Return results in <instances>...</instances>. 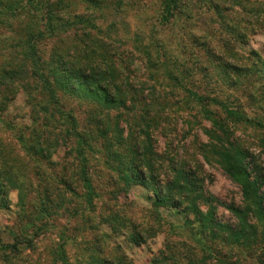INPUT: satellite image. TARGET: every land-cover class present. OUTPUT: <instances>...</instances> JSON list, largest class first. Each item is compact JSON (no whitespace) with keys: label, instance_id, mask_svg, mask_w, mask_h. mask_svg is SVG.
Here are the masks:
<instances>
[{"label":"trees","instance_id":"16d2710c","mask_svg":"<svg viewBox=\"0 0 264 264\" xmlns=\"http://www.w3.org/2000/svg\"><path fill=\"white\" fill-rule=\"evenodd\" d=\"M59 11L52 0H0V187L17 190L20 211L33 208L46 225L54 217L72 218L70 239L79 237V257L71 262L70 228L62 226L61 241L50 252L52 263L135 264L122 240L142 245L156 237L165 225L160 208L175 207L187 213L179 229L192 235L167 240L156 264H264V167L257 162L264 156V57L230 52L224 61V83L242 89L247 102L224 104L216 95L186 92L184 82L167 94L156 88L146 92L132 82L125 58L100 51L102 41L79 27L84 15ZM165 11L166 21L170 4ZM69 30L73 37L63 38ZM50 39L53 47L46 51ZM168 73L178 80L172 70ZM184 73L193 71L186 67ZM180 90L184 98L172 103L169 95ZM20 92L31 122L17 127L5 114ZM191 103L210 122L203 128L207 141L197 140L196 149L237 184L239 202L212 194L198 175L201 165L193 166L180 148L171 142L164 150L155 145V132L173 123L170 111L184 113ZM249 108L262 118L249 114ZM248 130L255 133L257 156L238 136ZM61 147L66 151L62 164L53 159ZM97 158L103 167L94 168ZM134 183L151 187L155 196L140 214L131 202L121 201ZM218 206L236 223L220 220ZM35 236L20 232L13 243L0 237V259L8 261L21 245H33Z\"/></svg>","mask_w":264,"mask_h":264},{"label":"rangeland","instance_id":"374dc122","mask_svg":"<svg viewBox=\"0 0 264 264\" xmlns=\"http://www.w3.org/2000/svg\"><path fill=\"white\" fill-rule=\"evenodd\" d=\"M52 1L59 5L61 14L84 15L79 27L90 29L92 34L102 41L100 51L102 49L106 53L125 58L132 82L137 87L144 86L146 92L154 91L156 88L158 93L167 94L178 82H184L185 88H188L183 89L186 92L192 89L200 90L204 96L216 95L224 104L247 102L246 97L242 95V89L224 83L223 67L230 52L245 57L251 52H257L264 57V0ZM167 3L171 5L172 12L165 21ZM14 22L16 26L17 22ZM72 33L69 30L63 38L70 39L73 37ZM53 43L54 40H48L43 47L44 50L50 51ZM160 55L165 57L162 58V62ZM228 60L234 62L233 59ZM186 67L193 71V74H183ZM169 70L178 76V80L168 77ZM181 91L169 95V100L178 104L181 96L184 98L185 95ZM188 95L189 92L186 96ZM72 103L78 106L75 102ZM191 104L192 109L184 113L170 111L173 123L167 124L168 130L155 132V145L157 149L164 150L171 142L173 147L180 148V153L191 156L188 157V161L193 166L201 165L202 170L198 175L204 178L205 187L212 194L227 203L239 202L241 192L237 184L226 175L216 161L206 162L196 149L197 140L207 141L203 128L209 127L210 122L203 120L197 112L199 108ZM210 110L217 109L211 105ZM254 110L249 108V114L252 116L260 114L259 111L254 113ZM28 111L26 95L20 92L5 114V119L13 121L17 127L30 124ZM184 120L191 122L190 127ZM254 134L248 130L245 134L238 133V136L243 138L257 156L259 152L256 149ZM65 156V148L61 147L53 154V159L62 164ZM97 160L92 161L94 168L103 167L100 160L98 158ZM257 162L264 167V156L258 158ZM154 199L152 188L140 183L133 184L127 197L121 196V201L131 202L132 210L139 212L138 214L144 212L143 209L149 207ZM160 213L165 225L163 231L156 237L142 245L129 244L122 240L126 254L135 264L160 263L163 259L161 249L167 240L181 241L192 235L187 230L179 229L187 215L183 210L161 207ZM217 216L223 222L236 223L234 216L222 206H218ZM46 221L47 219L42 221L31 207L24 213L20 211L17 190L6 188L4 190L0 187V237L6 242L13 243L16 234L20 232H25L29 237L38 233V236L34 237L33 245H21V252L11 255L8 261L0 259V264H53L50 252L61 241L59 228L62 226L70 228L66 230V236L69 238L66 250L71 262L75 263L82 246L77 243L79 237L70 239L74 236V231L71 230L72 218L54 217L51 222L49 221L50 225L44 224ZM172 224L177 227H170ZM105 230L109 231L110 228L106 226ZM254 259L252 256L248 258V262H254Z\"/></svg>","mask_w":264,"mask_h":264}]
</instances>
